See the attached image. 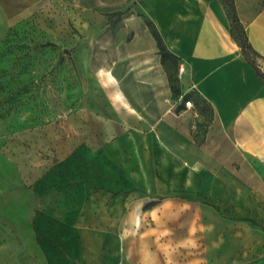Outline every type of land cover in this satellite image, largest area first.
<instances>
[{
	"label": "crops",
	"instance_id": "obj_1",
	"mask_svg": "<svg viewBox=\"0 0 264 264\" xmlns=\"http://www.w3.org/2000/svg\"><path fill=\"white\" fill-rule=\"evenodd\" d=\"M128 1L139 24L129 27L130 39L113 42L104 56L106 82L91 96L103 112L98 121L148 147L143 209L161 208L167 216L159 218L175 222L176 231L129 242L120 234L104 242L66 232L42 264H264V81L230 36L220 0ZM232 2L264 72V0ZM144 18L178 57L179 94ZM187 93L210 106V121L192 99L184 105Z\"/></svg>",
	"mask_w": 264,
	"mask_h": 264
},
{
	"label": "rangeland",
	"instance_id": "obj_2",
	"mask_svg": "<svg viewBox=\"0 0 264 264\" xmlns=\"http://www.w3.org/2000/svg\"><path fill=\"white\" fill-rule=\"evenodd\" d=\"M125 5L0 0V264H42L66 232L129 242L176 231L159 218L167 216L161 208L143 209L148 147L98 121L103 112L91 96L106 82L113 42L130 39L129 27L139 24ZM165 66L175 83L174 64ZM193 106L203 121L213 118L205 102Z\"/></svg>",
	"mask_w": 264,
	"mask_h": 264
},
{
	"label": "trees",
	"instance_id": "obj_3",
	"mask_svg": "<svg viewBox=\"0 0 264 264\" xmlns=\"http://www.w3.org/2000/svg\"><path fill=\"white\" fill-rule=\"evenodd\" d=\"M221 3L224 5V8L226 10V14L227 17L229 19V33L230 36L233 38V40L237 43V45L240 48V51L243 55V57L245 58V60L254 68V70L256 71V73L259 75V77L262 79V81H264V72H262L256 65V63L253 60V56H254V51L252 50L250 44L248 43V39L247 36L245 34V31L241 25V23L239 22L236 13H235V9H234V5L232 0H220ZM116 14L121 15L122 12L120 11H115ZM144 21L146 23V25L149 27L150 32L152 34V36L154 37L155 41H156V45L158 47V51L160 54V59L161 62L165 65V62H172L175 66V83H173L169 77V81H170V87L172 89V91L174 92V94H179V88L177 86V76H176V70L178 69V57L175 56L174 54H172L168 48L166 47L160 33L158 32V30L156 29V27L154 26V24L144 18ZM166 67V66H165ZM167 69V68H166ZM168 71V70H167ZM169 74V73H168ZM193 100L194 103H200V102H204L201 99H199L198 97H195L189 93L183 95V100ZM206 103V102H205ZM71 184H81L79 182H75V181H70ZM146 206H148V203L146 204Z\"/></svg>",
	"mask_w": 264,
	"mask_h": 264
},
{
	"label": "built area",
	"instance_id": "obj_4",
	"mask_svg": "<svg viewBox=\"0 0 264 264\" xmlns=\"http://www.w3.org/2000/svg\"><path fill=\"white\" fill-rule=\"evenodd\" d=\"M178 70L181 71V70H182V66H179V67H178ZM184 105L188 107V106H191L192 103H191L190 100H185V101H184Z\"/></svg>",
	"mask_w": 264,
	"mask_h": 264
}]
</instances>
